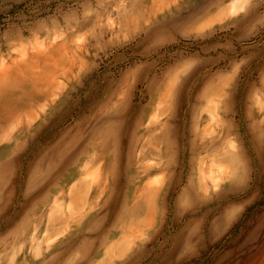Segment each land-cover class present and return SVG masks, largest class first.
Here are the masks:
<instances>
[{"label": "rangeland", "instance_id": "374dc122", "mask_svg": "<svg viewBox=\"0 0 264 264\" xmlns=\"http://www.w3.org/2000/svg\"><path fill=\"white\" fill-rule=\"evenodd\" d=\"M0 264H264V0H0Z\"/></svg>", "mask_w": 264, "mask_h": 264}, {"label": "bare ground", "instance_id": "6f19581e", "mask_svg": "<svg viewBox=\"0 0 264 264\" xmlns=\"http://www.w3.org/2000/svg\"><path fill=\"white\" fill-rule=\"evenodd\" d=\"M155 116V115H154ZM152 117V116H151ZM154 120V119H153ZM152 121V120H151ZM150 122V121H149ZM210 131V130H209ZM213 166V165H212ZM217 171V170H216ZM215 173V172H214ZM223 173V172H222ZM203 174H204V172H203ZM219 174V173H218ZM213 176V175H212ZM211 176V177H212ZM204 178V177H203ZM205 179V178H204ZM214 179H215V177H214ZM204 181V180H203ZM205 182V181H204ZM203 182V183H204ZM213 183H214V181H213ZM89 194H91V191L90 192H86V194H85V196L87 197V195H89ZM161 194V193H160ZM84 196V197H85ZM136 196V195H135ZM159 196V195H158ZM157 196V197H158ZM90 197H91V195H90ZM136 199V198H135ZM146 200V198H144V201ZM147 201V200H146ZM143 202V201H142ZM133 203V202H132ZM148 207V206H147ZM139 208H140V203H139V201L138 200H135V202H134V205L132 206V208H131V213L134 215V218H133V220H136V218H138L139 217ZM131 220H132V218H131ZM125 223V222H124ZM132 223V222H131ZM136 223V222H135ZM128 224V223H127ZM126 225V224H125ZM122 227H123V225H122ZM126 228V227H125ZM125 230V229H124ZM131 234V233H130ZM125 239V238H124ZM127 240V239H126Z\"/></svg>", "mask_w": 264, "mask_h": 264}]
</instances>
